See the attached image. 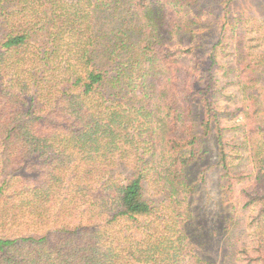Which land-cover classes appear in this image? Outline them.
<instances>
[{
  "label": "trees",
  "instance_id": "16d2710c",
  "mask_svg": "<svg viewBox=\"0 0 264 264\" xmlns=\"http://www.w3.org/2000/svg\"><path fill=\"white\" fill-rule=\"evenodd\" d=\"M234 1L0 0V264H217L220 233L264 264V49Z\"/></svg>",
  "mask_w": 264,
  "mask_h": 264
},
{
  "label": "rangeland",
  "instance_id": "374dc122",
  "mask_svg": "<svg viewBox=\"0 0 264 264\" xmlns=\"http://www.w3.org/2000/svg\"><path fill=\"white\" fill-rule=\"evenodd\" d=\"M210 4H212L210 1ZM234 11L237 14H242L243 11L249 12L247 16H241V26L238 28L239 31H242L248 39H250V43L254 46L255 53H260L264 49V10L260 11L264 8V0H257L254 2L253 0H235L233 2ZM214 6V4H212ZM262 6V7H260ZM215 7V6H214ZM260 9V10H259ZM262 34V35H261ZM210 36V35H209ZM248 42V41H247ZM264 69V65L261 67ZM231 80V79H230ZM229 90L231 93H235L236 90L233 88L234 85L228 84ZM232 134V133H231ZM230 134V135H231ZM210 153L208 155V159L210 163H214L217 159V152H216V145L213 138L209 140L207 143ZM240 162L239 161H235ZM243 167V166H242ZM202 211L204 212L205 219L216 228L222 226L225 215V209L221 203V194H220V187H219V175L217 169H208L206 173V181L202 187ZM168 202L164 203V205H160L158 215L167 216L169 211L167 210L166 206ZM258 206H251L247 209H243L239 211V218L241 221H246V231L241 228H238V232L236 234L232 233L229 237L232 242H236L237 246H241L239 242H246L251 243L254 239V231L257 228L256 220L260 218L253 219L254 216L258 213ZM214 219V220H213ZM213 220V221H212ZM244 226V225H243ZM228 238L223 233H220L217 237L213 238L214 243L208 245L206 251L210 254V256L214 257L217 261V264H222L226 260L225 255L227 251L230 249L228 245ZM238 264V263H237ZM239 264H245L243 261H240Z\"/></svg>",
  "mask_w": 264,
  "mask_h": 264
}]
</instances>
